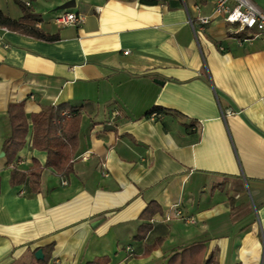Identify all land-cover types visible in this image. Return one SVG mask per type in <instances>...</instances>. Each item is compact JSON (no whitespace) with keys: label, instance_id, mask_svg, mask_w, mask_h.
I'll list each match as a JSON object with an SVG mask.
<instances>
[{"label":"crops","instance_id":"crops-1","mask_svg":"<svg viewBox=\"0 0 264 264\" xmlns=\"http://www.w3.org/2000/svg\"><path fill=\"white\" fill-rule=\"evenodd\" d=\"M20 1L59 39L0 28V264H35L38 249L48 264H169L198 244L202 262L264 264V39L240 41L222 19L201 28L215 0ZM0 10L23 16L16 0ZM63 11L85 23L58 27ZM12 103L28 117L81 112L73 171L45 167L37 193L10 185ZM33 159L45 166L47 153L30 124L13 163L28 171Z\"/></svg>","mask_w":264,"mask_h":264},{"label":"trees","instance_id":"trees-1","mask_svg":"<svg viewBox=\"0 0 264 264\" xmlns=\"http://www.w3.org/2000/svg\"><path fill=\"white\" fill-rule=\"evenodd\" d=\"M143 3L154 4L158 0H140ZM21 7L23 16L19 20H12L0 10V28L23 35H28L44 41H57L59 35H46L36 28L39 18L32 14L29 6L16 0ZM163 111L154 108L150 111ZM64 112L71 113L70 117L63 116ZM7 117L10 126V135L4 140L2 151L11 166L10 185L16 186L29 182L31 191L37 193L41 186V176L45 167L53 168L60 174H68L73 171L72 160L79 145V132L81 124V112L78 108L68 104L49 106L47 109L27 116L23 103H12L8 106ZM33 129V148L47 153L45 166L33 159V165L28 171H23L14 165V160L19 151L24 147L30 130ZM149 207V206H148ZM145 209V211L148 209ZM151 225L145 224L140 227L137 238H145L150 231ZM149 250V248H148ZM204 247L202 244L185 248L180 254H175L169 264H215L214 258L202 262ZM35 259V264H48L49 254H45L41 260ZM107 258L95 260L92 264H106Z\"/></svg>","mask_w":264,"mask_h":264},{"label":"built area","instance_id":"built-area-1","mask_svg":"<svg viewBox=\"0 0 264 264\" xmlns=\"http://www.w3.org/2000/svg\"><path fill=\"white\" fill-rule=\"evenodd\" d=\"M216 19H222L227 24L234 26L231 34H243L240 41H248L253 38L264 39V12L252 0H215L213 14L211 16L200 17L198 23L204 27ZM86 17L81 13L63 11L57 14L55 24L60 28L80 27L85 23ZM193 30L195 24L191 21ZM128 54V52H125ZM231 114L230 111L227 112ZM71 113L64 112L63 116L70 117ZM174 217L193 223L192 218L182 216L178 209L174 211ZM167 221L172 220L171 216L166 217Z\"/></svg>","mask_w":264,"mask_h":264},{"label":"water","instance_id":"water-1","mask_svg":"<svg viewBox=\"0 0 264 264\" xmlns=\"http://www.w3.org/2000/svg\"><path fill=\"white\" fill-rule=\"evenodd\" d=\"M71 6H74V2L71 1V2H67L66 4H64V6H62V9H67V8H70ZM4 155V153H2V156ZM101 222V220H98L96 222H94L92 224V227H95L96 225H98L99 223ZM35 257L36 259L38 260H41L43 259L44 255H43V251L42 249H38L36 252H35Z\"/></svg>","mask_w":264,"mask_h":264}]
</instances>
